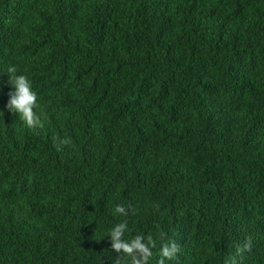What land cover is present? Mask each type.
<instances>
[{
  "label": "trees",
  "instance_id": "obj_1",
  "mask_svg": "<svg viewBox=\"0 0 264 264\" xmlns=\"http://www.w3.org/2000/svg\"><path fill=\"white\" fill-rule=\"evenodd\" d=\"M122 221L149 264H264V0H0V264H115Z\"/></svg>",
  "mask_w": 264,
  "mask_h": 264
},
{
  "label": "clouds",
  "instance_id": "obj_2",
  "mask_svg": "<svg viewBox=\"0 0 264 264\" xmlns=\"http://www.w3.org/2000/svg\"><path fill=\"white\" fill-rule=\"evenodd\" d=\"M9 84L14 91L9 92V101L7 108L9 111L18 114L19 119L29 128H42L43 124L40 117L36 114L35 109L38 107L37 93L33 90L32 84L26 75H17L15 67L8 68ZM68 139L61 140L62 145L68 144ZM59 147V145H58ZM114 212L126 216L127 209L123 205H116ZM128 231L126 221L117 223L110 229L109 237L111 247L121 255L116 260L115 264H120L122 256L129 257V264H149L152 257V248L155 247V241L151 235L145 237L142 234H137L133 238L125 239V232ZM163 239V235L161 236ZM180 251V246L175 241L165 242L160 248V260L158 264H165V260H174L177 253Z\"/></svg>",
  "mask_w": 264,
  "mask_h": 264
}]
</instances>
